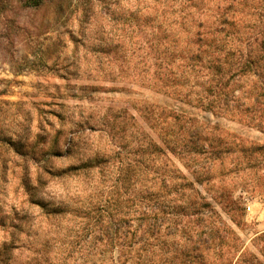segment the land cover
Here are the masks:
<instances>
[{"label":"trees","instance_id":"16d2710c","mask_svg":"<svg viewBox=\"0 0 264 264\" xmlns=\"http://www.w3.org/2000/svg\"><path fill=\"white\" fill-rule=\"evenodd\" d=\"M4 1L8 0H0V6ZM18 1L34 10L53 6L54 23L60 25L71 13L90 16L95 4ZM181 1L185 12L157 13L162 18L179 16L181 21L171 17L166 23L161 19L148 24L151 39L141 43V66L133 76L142 86L198 111L148 102L138 106L140 116L190 177H179L158 163L157 146L125 118L111 117L104 152L96 145L98 151L87 160L61 170L42 165L36 185L27 189L33 201L34 190L46 180L80 179L82 189L74 197L79 204L74 209L76 229L70 241L69 235L63 237L67 241L62 249L81 253L86 246L88 264H264L256 254L264 259V230L251 238L253 250L244 244L238 230L247 225L245 208L235 195L240 189L264 196V143L220 124L226 119L264 133V0ZM86 28L79 23L70 30L75 67L79 70L84 60L99 76L107 47L99 31L85 45ZM125 76L119 68L115 79ZM73 144L70 139L69 151Z\"/></svg>","mask_w":264,"mask_h":264},{"label":"rangeland","instance_id":"374dc122","mask_svg":"<svg viewBox=\"0 0 264 264\" xmlns=\"http://www.w3.org/2000/svg\"><path fill=\"white\" fill-rule=\"evenodd\" d=\"M3 3L0 6V264L82 261L88 264L91 256L87 257L86 246L81 253L62 249L67 241L63 237L69 235L70 241L76 229L74 209L79 204L74 197L77 189H82L80 179L70 176L46 180V184L34 190L33 201L28 198L27 189L36 185L38 167L42 165L61 170L78 165L98 150L104 152L106 124L111 117L125 118L157 146L158 163L179 177H190L158 133L140 116L138 106L148 102L188 113L198 111L142 86L133 76L141 66V43L151 39L148 24L161 19L165 23L171 21L173 16L162 18L157 13L172 10L183 13L185 4L181 0H95L90 16L71 13L64 16V25H60L62 22L54 23L53 6L34 10L23 7L18 0ZM173 19L182 20L179 16ZM145 22L146 26L137 29ZM79 23L87 27L85 45L99 31L107 47L99 76L90 72L96 69L84 60L76 70L78 63L73 57L70 30L75 31ZM53 42L55 47L46 51ZM119 68L125 70L126 78L115 79ZM220 124L243 138L264 143V133L255 128L226 119L220 120ZM70 139L74 143L71 151L67 149ZM197 189L205 193L202 186L197 185ZM235 195L243 199L247 223L238 233L253 250L251 238L264 230V196L240 189ZM216 208L237 229L218 205Z\"/></svg>","mask_w":264,"mask_h":264}]
</instances>
